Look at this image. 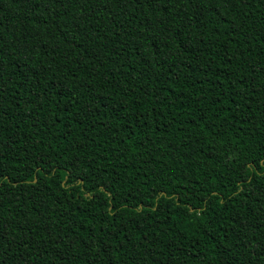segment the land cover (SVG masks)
I'll list each match as a JSON object with an SVG mask.
<instances>
[{"label":"trees","instance_id":"trees-1","mask_svg":"<svg viewBox=\"0 0 264 264\" xmlns=\"http://www.w3.org/2000/svg\"><path fill=\"white\" fill-rule=\"evenodd\" d=\"M0 264H264V0H0Z\"/></svg>","mask_w":264,"mask_h":264}]
</instances>
